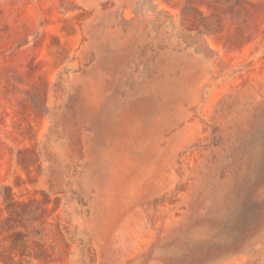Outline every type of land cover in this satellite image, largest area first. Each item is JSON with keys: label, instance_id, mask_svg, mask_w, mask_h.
Listing matches in <instances>:
<instances>
[{"label": "rangeland", "instance_id": "1", "mask_svg": "<svg viewBox=\"0 0 264 264\" xmlns=\"http://www.w3.org/2000/svg\"><path fill=\"white\" fill-rule=\"evenodd\" d=\"M0 264H264V0H0Z\"/></svg>", "mask_w": 264, "mask_h": 264}]
</instances>
